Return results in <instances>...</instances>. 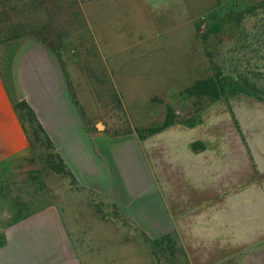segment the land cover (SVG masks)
I'll use <instances>...</instances> for the list:
<instances>
[{
    "label": "rangeland",
    "instance_id": "obj_1",
    "mask_svg": "<svg viewBox=\"0 0 264 264\" xmlns=\"http://www.w3.org/2000/svg\"><path fill=\"white\" fill-rule=\"evenodd\" d=\"M24 40L57 52L89 130L145 138L172 122L214 134L238 155L239 135L254 134L255 118L264 117L255 96L212 101V88L197 87L242 74L246 86L264 90V0H0V66L15 99L11 64ZM23 114L30 150L0 170L1 209L15 216L54 207L84 264H191L176 236L161 243L163 236L150 237L121 208L53 169L55 149ZM256 254L249 264H264Z\"/></svg>",
    "mask_w": 264,
    "mask_h": 264
},
{
    "label": "crops",
    "instance_id": "obj_2",
    "mask_svg": "<svg viewBox=\"0 0 264 264\" xmlns=\"http://www.w3.org/2000/svg\"><path fill=\"white\" fill-rule=\"evenodd\" d=\"M13 54L18 99L34 109L83 190L121 208L150 237L175 235L191 264H249L264 254V117L255 118L254 134L239 135L238 155L194 127L145 138L96 132L83 123L55 50L24 40ZM13 95L0 66V170L30 150ZM201 141L212 143L201 149ZM0 264L84 262L54 207L15 216L0 208Z\"/></svg>",
    "mask_w": 264,
    "mask_h": 264
},
{
    "label": "trees",
    "instance_id": "obj_3",
    "mask_svg": "<svg viewBox=\"0 0 264 264\" xmlns=\"http://www.w3.org/2000/svg\"><path fill=\"white\" fill-rule=\"evenodd\" d=\"M217 78L218 77H213V78L211 77L209 79L199 81V83L197 84V87L205 85L209 87L210 89L212 88L213 90L212 91V95H213L212 101L219 99L221 97L227 96L229 94L232 95V94H237V93L252 95V96H255L258 100L264 101V90L261 89L259 86L252 85L250 82L246 86L245 83L242 82V80H244L245 82H247L248 80L246 77H243L242 74L237 75V76H234L232 74H226L222 77V79H217ZM15 106L17 108V111L22 121H23V116H24L23 112H25V114L30 118V123L32 124L33 133H36L38 140L42 141V139L40 138L38 134L40 132L44 136L47 146L53 150L55 149L54 154L56 155L57 160L54 162V164H52L53 169L61 173H66L70 177L75 179L74 174L67 166L64 158L56 150L54 142L52 141V139L46 132L41 122L39 121L34 109L31 107L28 101L25 99H20V100L15 99ZM171 124L172 122L165 123L163 126L153 131L152 134L169 127ZM24 127H25V124H24ZM25 130L29 136V133L26 127H25ZM160 240H161V243L164 240H169V241L175 240L176 241L175 235H172V234L163 236L162 238H160Z\"/></svg>",
    "mask_w": 264,
    "mask_h": 264
}]
</instances>
